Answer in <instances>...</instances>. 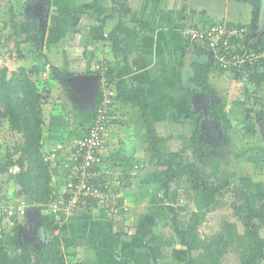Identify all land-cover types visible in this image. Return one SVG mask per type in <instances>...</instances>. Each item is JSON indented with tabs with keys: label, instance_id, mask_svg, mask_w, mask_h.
Returning <instances> with one entry per match:
<instances>
[{
	"label": "crops",
	"instance_id": "crops-1",
	"mask_svg": "<svg viewBox=\"0 0 264 264\" xmlns=\"http://www.w3.org/2000/svg\"><path fill=\"white\" fill-rule=\"evenodd\" d=\"M56 1L59 2V0ZM216 1L220 2V4L216 3ZM38 2L39 0L31 6L28 4L30 10ZM128 3L132 10L131 15L128 17V25L137 31V41L139 44L138 49L131 52L128 57L129 66L133 69V72L126 77V82L130 87H145V94L150 102V117L157 133L159 125L166 123L174 124L176 120L174 119L175 115L177 117L178 115L181 116L182 112L185 118H189L192 124L193 119L187 101L189 100V104L194 110L195 108L193 107L195 106H193L192 101H196L195 103L198 105V98L201 95L206 96L207 100L210 98L209 93L200 89L195 82H191L194 79L191 69L192 63L193 60L198 63H205L209 57L212 59V56L209 51L205 55H199L195 50L196 47L194 48L192 44L185 40L182 34L183 30L194 25H206L215 20H224L236 25L246 24L250 19L251 8L245 2H236L234 0H128ZM47 4L49 6L47 16L45 17V21L41 22V26L46 30L44 31V35L48 33L50 18L57 14L56 7L54 6L57 5L55 0H49ZM8 8L10 9H8V12L11 11L12 7L9 6ZM216 9L221 12L219 14L211 12V10L218 11ZM24 10L22 9L25 13ZM3 12L4 8L0 7V16L4 18ZM15 16V22L11 21L12 17L10 20H4L3 24L0 25V31L2 32L6 28H10L11 30V33L7 35L5 40L0 41V47L6 48L7 45L11 44L9 42L13 41L19 56L17 55V59H14V57L13 59H5V66L0 68V70L6 69L7 78H10L12 73L18 72L20 68L31 71V77L37 91H48L49 98L43 106L44 124L41 138V152L44 155V160L49 164L51 171L52 194L54 198L61 199L66 192V183L71 178L70 172L74 164V147L91 125L99 99L98 96L105 90L106 86L111 87L113 90H115V87L112 84L107 85L104 74H101L99 68L101 63H96L100 57L95 58V50L90 49V51L87 49L88 46L86 48L85 45H78V39L73 38L72 44L67 48L65 46L57 54L55 50H52L54 47L55 49L57 48V44L45 42V39L43 41V35L41 37V48L43 46V49H46V54L41 52L43 53V57L47 58V61L53 58L61 59L64 62L63 67H56L72 73V76H98V79L95 81L93 98H90V95L76 94L71 91L69 86L67 90L63 88L54 79L49 70L46 69L48 67L44 65L45 60L44 62H40V58L32 56L33 51L30 54L29 50H33L32 44L23 42L24 37L19 39L20 37L14 35L12 23L15 24L17 21L23 20V14H16ZM2 32H0V35ZM94 39L97 38L94 37ZM18 42H20L19 45H17ZM195 46L198 47V45ZM28 51L29 54L27 53ZM200 58L201 61H199ZM122 59L120 55L114 56L113 67L115 69L122 65ZM184 61L188 65V74H186L184 80L185 86L182 84L179 75ZM13 67L15 69H11ZM224 75L215 71L210 72L207 76L209 86L216 91L218 96L220 92L227 95L228 91H230L226 90L227 87L229 88L230 76L224 77ZM239 83L244 88L250 86L246 80H242ZM180 84L185 87L190 95V99H187V101H185L184 95L179 88ZM174 86H177V91ZM243 91L246 95L245 90ZM206 103L208 105L210 101ZM221 106L220 104L219 109ZM223 106H225L224 103ZM165 110H168V114L163 112ZM223 110L227 111V109ZM3 111L1 107L0 113ZM171 117L172 119H170ZM144 134L145 131L142 121L139 119L137 108L129 103L115 100L110 111L107 130L104 134L101 147V169L104 170L101 179L104 181L103 183H106L105 185L109 192L115 198L116 211L110 207L111 205L109 207H98L84 213L82 216H74L61 220L55 226L54 238L63 246L65 244L69 245V248L66 250L64 248V250H73L76 253L77 259L80 258L87 264H114V243L122 245L124 239L130 238L132 229L138 219L135 218L137 210L145 206V203L154 197L151 190L155 188L154 186L159 185V179L153 177L154 175L152 177L150 175L155 172L150 164V158L145 152L147 145L144 143ZM158 135L160 134L158 133ZM160 136L166 138L165 136ZM0 138L3 139L0 146V157H2L1 154L5 150L3 158L7 152H11L15 145L21 141L20 134L11 131L6 118L2 117H0ZM6 143H9L10 146L12 145L11 149H5L6 146L3 145ZM12 168H15V171L12 173L16 174L18 168L16 166ZM5 179V175L0 176V180L4 181ZM3 186L6 189L7 197H16L15 192L17 187L15 184L10 181L7 184L4 183ZM31 213L38 212L33 209L28 212V214ZM44 213L47 214L45 211ZM27 215L25 216L26 224L24 226L28 229L32 218L27 217ZM23 219H15L13 221L14 224L3 225L2 229H0V241H3L5 248L10 251H17L14 235L18 234L19 237L23 238V234L27 230H23V226H20V224L23 225L21 223ZM15 223H17L16 231L13 230L16 227H14ZM119 225L125 229H120ZM115 226H119L118 231H114ZM38 233L41 237L42 233L39 227L33 235H38ZM115 233H119L116 238L120 239L122 243L114 241L116 240L114 238ZM27 235L29 234L27 233ZM135 237L136 234L132 235L131 239ZM35 243L37 242L35 241ZM138 247H140L139 243H130L124 250V257H130V254H134L131 252H135L136 254ZM143 252H145V249H141L138 253ZM103 254L106 256L103 257ZM88 255L92 256L89 258Z\"/></svg>",
	"mask_w": 264,
	"mask_h": 264
},
{
	"label": "trees",
	"instance_id": "trees-1",
	"mask_svg": "<svg viewBox=\"0 0 264 264\" xmlns=\"http://www.w3.org/2000/svg\"><path fill=\"white\" fill-rule=\"evenodd\" d=\"M37 1L26 0V3L31 6ZM234 1L245 2L251 8L248 23L236 25L224 20H215L206 25H194L191 28L204 29L221 25L225 28V32H229L246 27L247 31L242 34L241 41L238 42L236 49L240 53L245 50H264V32L259 34L262 0ZM109 2V7H106L103 0H92L91 14L96 22L88 28L87 35L89 37L97 35L100 41L110 45L114 56L120 55L123 58L122 65L117 69L108 62L101 64L99 68L106 69L104 76L107 85L112 84L115 87L113 100L129 103L137 108L139 112V119L142 121L145 131L144 143L147 145L145 152L150 160L154 161V165L156 164L161 173L159 190L162 191L164 197H167L171 184L185 179V182L189 185V191L193 194V199L196 200L198 207L205 211H210L218 198H224L230 194V208L242 226L241 234L232 233L230 237L231 246L236 249L240 264H263L264 237L261 235V230L264 228V189L254 191L249 188H241L235 182V172L222 168L220 161L212 154V152H217L216 148L201 137L202 134H205L207 127L202 128L199 113L191 108L189 100L187 101V99H190V95L182 84L179 85V88L185 101L188 102L193 119L191 133L188 138L182 137L180 150L164 153L163 149L167 144V140L156 132L150 117V102L146 97L145 87H130L126 82V77L133 72V69L129 66L128 57L131 52L138 49L139 44L137 31L128 25V17L131 15L132 10L128 0H109ZM13 18L15 22L16 16H13ZM107 22L113 24L108 32L105 30ZM12 24L14 35L24 37L22 41L32 44L38 57L43 58L41 37L44 27L39 23V18L32 17L31 14H23V20ZM184 38L194 48L196 47L195 50L199 55H205L208 51L211 52L206 40L195 43L189 41L186 37ZM222 39H225V37ZM229 43L231 44L232 41H229ZM19 44L20 42L17 43V45ZM195 45H198V47ZM199 61H201V58ZM191 69L194 76L191 82H195L200 89L209 94L218 96L216 91L209 86L207 79L210 72L217 71L219 74L230 75L238 82L246 80L250 86L245 87L244 90L247 91L250 87L252 88L253 94L256 95L255 103L258 99L264 100V60L255 65L246 63L242 69L227 73L216 68L215 62L209 57L205 63H198L193 60ZM51 74L67 90L66 78L71 77L72 73L51 66ZM48 98V91H37L31 77V71L20 68L18 72L12 73L10 78H7L6 69L0 70V108L2 107L4 110L0 113V117L6 118L10 130L20 134L21 137V141L15 145L11 152L5 154L3 162L0 163V176H6L4 181L0 180V199H3L2 201L12 200L14 197L6 196V189L3 185L10 181L15 184L17 187L15 196L28 198L33 204L29 210L35 209L39 213L42 233L41 243L37 244L27 242L24 238L15 234L17 251L6 249L3 241H0V264H85L77 259L73 250L70 252L65 251L69 248V245L65 244L63 246L54 238V233L58 222L73 216H81L86 213V210L84 209L79 214L68 217L61 215L53 217L44 213L47 209L45 207L47 203L55 199L52 194L49 164L44 160V155L41 152L44 124L43 106ZM232 104L245 106L246 103L233 101ZM206 108L208 111L206 116L209 122L212 120L217 128L221 129L222 120L218 114L219 103L210 102L206 105ZM243 112L245 120L250 119L251 114H253L258 123L264 122V105L260 104L256 109L245 107ZM14 166L18 168L16 174L10 171ZM207 167L209 171L206 170ZM103 182L101 179V186L106 184ZM166 209L171 216V227L175 240L189 255L184 264H198L192 256L194 251L200 249L195 244L196 238L193 233H196V231L193 232L195 230L193 225L196 227V224L201 221L200 213L192 214L188 228L182 229L175 208L167 205ZM23 218L24 226L26 217ZM16 225L17 223L14 227ZM225 226L228 227L227 224ZM16 228L17 226L13 230L16 231ZM152 230L153 228H148L144 238L146 242L150 241L148 235L153 233ZM118 234L115 233L114 238L118 237ZM147 245L146 243L145 247L148 248L152 259L147 261L143 258H136L130 264H172L165 260L155 244ZM200 257L205 262L207 261L206 254L203 251L200 253ZM222 258V254L217 255L206 264H221Z\"/></svg>",
	"mask_w": 264,
	"mask_h": 264
},
{
	"label": "rangeland",
	"instance_id": "rangeland-1",
	"mask_svg": "<svg viewBox=\"0 0 264 264\" xmlns=\"http://www.w3.org/2000/svg\"><path fill=\"white\" fill-rule=\"evenodd\" d=\"M103 1V4L106 7H109V0ZM24 2H26V0H0V7L2 9L4 8L3 13L5 15L4 18L0 16V25L3 24L4 20H10L16 14L25 13L26 15L31 14V16L33 17L40 18L42 23L43 21H45V17L47 16V12L49 10V6H47L49 0H39L36 6L32 7L31 10L28 6V3L26 4ZM55 2L57 4L54 5L56 7L57 14L50 18V26L47 30L48 33L46 32V36L43 34V41L45 39V42L48 41V43L52 42L54 45L57 44V48L55 49L54 47V49L52 50H55L56 53L59 54L60 50L62 51V48H64L65 46V48H67L70 44H72L73 38L78 39V45H85L86 48L88 46L87 49L95 50V58L97 59L98 56L100 57L97 59L98 61L96 63L103 64L105 62H108L112 63L113 65H111L114 66V54L111 50L110 45L106 42L100 41L97 35H94L92 37H89L87 35L88 28L96 22L94 21V16L91 14L92 0H59V2L55 0ZM216 3L220 4V2L217 1ZM9 6H11L12 8L11 11L8 12ZM22 9H25V13L22 11ZM211 12L219 14V12L221 11L211 10ZM262 15V18L260 19V31L264 29V0H262ZM11 21L14 22V18L11 19ZM112 26V22H107L105 26L106 32H108ZM10 33V28H6L0 35V41H4L7 35H9ZM94 37L97 39H94ZM19 39H21V37ZM92 41L94 44L91 43ZM9 43L11 44L7 45L6 48L0 47V68L5 66V59H13V57L14 59H17V57L19 56L18 51L16 52V46L14 45L13 41H10ZM89 43L91 44L88 45ZM29 51L30 54L33 51L32 56L38 57L37 52H35L34 50V47L33 50L30 49ZM29 51L27 52L28 54ZM41 51L46 54V49L44 50L43 46L41 48ZM52 60L47 61L46 57L44 59H39L40 62L45 63L44 65L48 67L46 69H48L50 73L51 66L55 65V67L58 66L59 68H61L64 64L61 59L53 58ZM187 66V63L184 61L183 67L179 71V75L181 77L180 79L184 86L185 76L186 74H188ZM11 69H15V67ZM227 76L230 75H224V77ZM236 83H238L239 85ZM175 88L177 91V86ZM226 90H230L228 91V96L223 92H220L219 96L209 94V100L206 99V96L201 95L198 98L199 106L195 103L196 101H192L193 106H195L193 107L195 108L194 111L196 110L199 113L202 128L207 127L205 134H202L201 137H203L205 141L211 143L216 148L217 152H212V154L220 161V165L222 166V168H226L229 171L235 172V182L238 183L241 188H249L253 189L254 191L264 189V122L258 123L253 114H251L250 119L245 120L243 112L245 107H254L256 109L260 104L264 105V100L258 99L255 103L256 95L253 94L252 88L250 87L247 91L245 90V95L243 91L244 87H241L240 83L238 81H235L231 76L229 77V88L227 87ZM208 101L219 103V105H222L221 108L218 109V114L222 120L221 129H218L212 120L209 122L206 116L208 115V111L206 108V102ZM233 101H238V103L245 102L246 104L245 106H235L232 104ZM223 103L225 104V106H223ZM222 108L227 109L228 112L223 110ZM167 111L168 110H165L163 112L168 114ZM170 114L171 112L168 115L169 117ZM170 119H172V117ZM174 119H176L175 122L173 121L175 125L172 123H166L161 124L157 127L158 133L166 137L167 144H165V148L163 149L164 153L166 154L168 152H175L180 150L182 147V137L188 138L191 133V121L189 120V118H185L183 112L181 116L178 115L177 117L175 115ZM0 139L1 146L3 139ZM3 146H6V150L11 149L12 147V145L10 146L9 143H6ZM4 152L5 150H3L1 154L2 157H0V162L3 161ZM150 161V164L152 165V168L155 172L154 174L150 175L151 177L154 175L153 177L158 178V184L160 185V170L156 167V164L154 165V161ZM206 170L209 171V168L207 167ZM159 185L154 186L155 188L151 190L154 199L152 198L150 201L147 200L148 202L145 203V206H142V208H139L136 212L135 218L138 219L137 222H135V229L133 228L131 232V236L136 234V237L134 239H131L130 236V238L124 239L123 243L120 239L116 238V240H114L118 243H122V245H116L114 243V264H130L132 260L136 258H143L147 261H150L152 257L149 253L148 248L145 247L146 243L148 244L147 246L155 244V247H158L167 262H170L172 264H184L186 262L189 255L187 254L186 250L178 245L175 240V236L171 227V216L167 213L166 209L167 205L175 208L176 214L178 216V222L182 229L188 228V224H190L189 222H191L190 217L192 216V214L200 213L201 221L199 222V224H196V227L195 225H193L195 229L193 230V232L196 231V233H193L196 238L195 244L196 247L200 249L194 251L192 256L198 264H206L211 258L220 254L223 255L221 264H240L237 251L234 246H231L230 237L232 236V233L241 234L242 226L237 218L233 215L232 209L230 208V194L226 195L224 198H218L214 207H212L210 211H205L204 209L202 210L198 207L196 200L193 199V194L189 191V185L185 182V179H181L179 182L172 183L170 186V190L167 193V197H164L162 191L159 190ZM13 221L11 222L12 224H14ZM23 221L21 223H25ZM225 224H227L228 227L225 226ZM20 226L22 227L23 225L20 224ZM118 227L114 228V231H118ZM148 228H153V233L148 235V237H150L148 238L150 239V241L148 240L149 242H146L144 238ZM22 229L25 230L27 229V227L23 226ZM120 229L125 228H121L120 226ZM261 235L264 237V228L261 230ZM38 236L39 233L38 235L34 236L35 239H37ZM25 238L26 240L30 239L27 234ZM132 242L139 243L140 247L136 249V254L135 252H131L134 254H130V257H124L125 248H127V246ZM141 249H145V252L138 253L141 251ZM201 250L206 254V262L203 260V258L200 257V253H202ZM90 256L88 255L89 258ZM104 256L106 255L103 254V257ZM78 260L83 261L80 258ZM83 262L85 263V261Z\"/></svg>",
	"mask_w": 264,
	"mask_h": 264
},
{
	"label": "built area",
	"instance_id": "built-area-1",
	"mask_svg": "<svg viewBox=\"0 0 264 264\" xmlns=\"http://www.w3.org/2000/svg\"><path fill=\"white\" fill-rule=\"evenodd\" d=\"M246 27L225 32L221 25L211 28H188L182 34L189 41L200 43L208 42V48L219 70L230 72L238 71L248 64H260L264 60V50L239 52L236 49L241 41ZM225 37V39H222ZM229 41H232L230 44ZM104 74L105 68L100 69ZM115 90L105 88L98 96V102L91 125L85 135L74 147V164L71 170V178L66 183V192L61 199L51 200L45 206L47 214L55 217L72 216L82 210L90 212L98 207H110L116 211L115 198L109 192L107 186H101L102 170L101 147L110 111L114 104ZM15 171V168L10 170ZM65 196L67 197L65 199ZM0 199V229L13 220L23 218L33 204L28 199L14 197L12 200Z\"/></svg>",
	"mask_w": 264,
	"mask_h": 264
},
{
	"label": "water",
	"instance_id": "water-1",
	"mask_svg": "<svg viewBox=\"0 0 264 264\" xmlns=\"http://www.w3.org/2000/svg\"><path fill=\"white\" fill-rule=\"evenodd\" d=\"M262 14H261V18H262ZM260 18V19H261ZM264 18V17H263ZM261 21V20H260ZM39 23H41V20L39 19ZM45 29H43V34H44ZM262 33L260 31V22H259V34ZM43 37V35H42ZM98 79V76H94V75H76V76H71L66 78V84L69 86V88L71 89V91H73L74 93H78L81 95H90V98H93L94 96V89H95V81ZM31 217L32 220L29 223L28 229L26 230L25 235L28 233L29 235H27L30 239L25 241H28L33 244H37L38 242H41L40 238L37 237V239H35V235H33V233L35 234L37 232V228L41 226V222L39 219V215L38 213H31L28 214L27 217ZM38 218V219H35ZM33 235V236H32ZM35 241L37 243H35Z\"/></svg>",
	"mask_w": 264,
	"mask_h": 264
},
{
	"label": "clouds",
	"instance_id": "clouds-1",
	"mask_svg": "<svg viewBox=\"0 0 264 264\" xmlns=\"http://www.w3.org/2000/svg\"><path fill=\"white\" fill-rule=\"evenodd\" d=\"M261 32H262V31H261ZM212 60H213V59H212ZM19 198H20V197H19ZM23 199H24V198H23ZM28 200H29V199H28ZM30 210H33V209H30ZM30 210H28V212H29ZM34 210H35V209H34ZM28 212H27V214H28ZM27 214H26V215H27ZM26 215H25V216H26ZM60 222H61V221H60ZM58 223H59V222H58ZM40 227H41V226H40ZM39 229H40V228H39ZM24 235H25V233H24ZM25 236H26V235H25ZM23 238H24V237H23ZM39 238H40V237H39ZM25 239H26V238H25ZM38 243H41V242H38Z\"/></svg>",
	"mask_w": 264,
	"mask_h": 264
},
{
	"label": "flooded vegetation",
	"instance_id": "flooded-vegetation-1",
	"mask_svg": "<svg viewBox=\"0 0 264 264\" xmlns=\"http://www.w3.org/2000/svg\"><path fill=\"white\" fill-rule=\"evenodd\" d=\"M38 18V17H37ZM40 19V18H39ZM262 32H264V29L262 30ZM23 234V233H22ZM23 236L25 237V235L23 234Z\"/></svg>",
	"mask_w": 264,
	"mask_h": 264
}]
</instances>
